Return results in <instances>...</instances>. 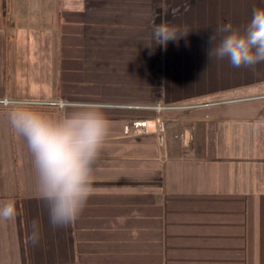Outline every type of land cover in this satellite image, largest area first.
Wrapping results in <instances>:
<instances>
[{"label": "crops", "instance_id": "crops-1", "mask_svg": "<svg viewBox=\"0 0 264 264\" xmlns=\"http://www.w3.org/2000/svg\"><path fill=\"white\" fill-rule=\"evenodd\" d=\"M264 0H0V99L102 106L109 134L79 217L53 228L0 106V264H264V63L209 59ZM153 23L178 29L152 42ZM156 103L190 106L156 110ZM146 128L124 133L126 122ZM33 221L41 238L29 240Z\"/></svg>", "mask_w": 264, "mask_h": 264}, {"label": "clouds", "instance_id": "clouds-1", "mask_svg": "<svg viewBox=\"0 0 264 264\" xmlns=\"http://www.w3.org/2000/svg\"><path fill=\"white\" fill-rule=\"evenodd\" d=\"M153 23L152 42L166 45L188 32ZM209 59L225 60L232 67L255 68L264 63V8L254 9L243 30L231 22L212 31ZM8 120L22 136L32 156L37 189L44 201L51 227H64L74 222L92 193L94 165L109 134L110 123L102 106L88 104L65 111L53 118L30 104L11 105ZM17 215L15 204L0 205V220L12 221ZM29 240L41 238L40 225L33 221Z\"/></svg>", "mask_w": 264, "mask_h": 264}, {"label": "built area", "instance_id": "built-area-1", "mask_svg": "<svg viewBox=\"0 0 264 264\" xmlns=\"http://www.w3.org/2000/svg\"><path fill=\"white\" fill-rule=\"evenodd\" d=\"M13 103L17 104H30L36 108H46V109H55L61 108L65 104H68L66 101L63 100H48V99H35V98H23V99H0V106L1 107H10ZM190 106L188 104L183 103H176V104H164V103H156L155 105L150 106L156 110H164L168 108H183ZM147 119H136L131 122H126L124 124L123 130L124 133L129 134L135 130L144 129L148 126Z\"/></svg>", "mask_w": 264, "mask_h": 264}, {"label": "trees", "instance_id": "trees-1", "mask_svg": "<svg viewBox=\"0 0 264 264\" xmlns=\"http://www.w3.org/2000/svg\"><path fill=\"white\" fill-rule=\"evenodd\" d=\"M38 109H46V108H38Z\"/></svg>", "mask_w": 264, "mask_h": 264}]
</instances>
